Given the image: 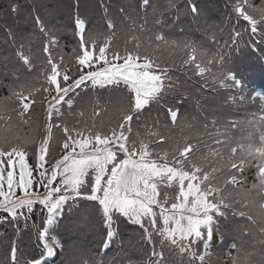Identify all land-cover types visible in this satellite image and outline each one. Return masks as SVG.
Returning <instances> with one entry per match:
<instances>
[{
  "label": "snow or ice",
  "instance_id": "snow-or-ice-1",
  "mask_svg": "<svg viewBox=\"0 0 264 264\" xmlns=\"http://www.w3.org/2000/svg\"><path fill=\"white\" fill-rule=\"evenodd\" d=\"M149 0H144L147 5ZM247 0H238L234 5V11L239 19L247 22L252 33H256L258 26L264 25V14L259 19L253 17L245 10ZM250 7V5H248ZM17 7L12 6V11ZM191 11L197 12L195 4L191 5ZM40 32L44 33L47 42L42 51L47 55L49 66L46 81L49 87L44 88L50 99L45 97L47 103L46 135L39 142V177L35 183L43 188V193L33 192L32 171L27 170L25 161V147L23 145L0 146V210L7 213L13 219H18L27 214L31 215L34 205L39 204L44 212V223L51 226L58 217L67 214L64 225L65 234L79 232L84 229H93L97 224H102L106 229V235L102 236L101 243L108 247L112 238L116 235L114 224L117 219L123 217L142 230V238L153 242V233L161 237V244L165 242L181 255H187L192 259L189 264H195L197 260L203 264L208 249L215 239L214 227L216 219L225 215V209L234 203L225 194L222 186L215 183L216 174L220 169L216 167L215 160L204 163L195 159V154L200 151L199 144L189 142L176 143L173 154L164 151L154 153L150 144L143 139L130 138L131 124L134 118L139 119L143 110L152 101L159 102L166 88L165 80L167 69L148 55H142L137 43L134 49H125L121 54L113 50L111 58L107 56L109 40L103 46H96L94 37L88 40L84 37L85 20L79 16L75 19V27L79 35V47L82 54L77 56L80 72L77 78H72L67 71H61L60 65L52 58L50 48L57 45L55 35L46 30L41 18L34 17ZM108 28H113L111 21ZM241 36L240 32L234 33L233 43ZM110 39V38H109ZM156 41L167 43L163 35H156ZM91 45V47L89 46ZM185 47H191L186 45ZM98 51V54H97ZM191 55L184 61L186 65H194V72L203 76L211 73V65L214 62L221 65L217 73H211L212 80L221 87L240 88L241 81L236 78L231 68H224L223 56L209 58L207 65L202 66L197 61V49L191 47ZM16 55L26 69L33 67L32 60L23 51V45L17 50ZM201 57L205 54L200 53ZM62 60V58H61ZM99 65V67H97ZM231 82L230 84L228 82ZM90 82L92 88L113 90H127V106H121L118 110L117 123L108 132L93 131L92 128L80 131L63 125L64 140L62 142L61 158L56 160L48 168L44 167L46 154L49 149L53 124L49 123L53 117H62L61 107L66 104L71 109L74 103L70 93L76 89L87 86ZM121 86H123L121 88ZM33 91H38L27 86H21L14 90L12 95L16 98L20 107L19 115L24 117L34 103ZM54 92V94H52ZM66 97H68L66 99ZM171 120L175 122L177 112L171 107L167 108ZM60 127L59 124L55 125ZM95 126L93 125V128ZM150 136L157 137L160 141H166V137L158 132H149ZM209 138L212 134L208 133ZM217 132L213 142L220 145ZM33 141H25L32 143ZM156 141H152L155 143ZM241 155L228 161V166L235 171H230L225 185H240V179L244 175L248 165L255 162L257 182L253 189L264 192V135L260 137L259 145H239ZM237 148H231V153H236ZM210 154L218 159L223 155L218 148L210 147ZM14 157L19 158L20 178L14 183V172L7 171V191L4 190V166L12 167ZM6 158V159H5ZM27 175L28 179H25ZM179 185V194L172 202L171 209L166 207L169 203L167 197L160 199V186L171 187L173 183ZM13 188H19L24 195L16 197ZM191 198V199H190ZM91 202L96 215H91L89 209L82 210L79 214L73 212L77 201ZM159 208V214L154 210ZM177 211L179 218H177ZM244 216L245 213H239ZM261 214H264V204H261ZM158 216L162 220V227H158ZM5 217L4 219H6ZM251 219V217H249ZM55 231V229H52ZM37 240L43 242L47 255L57 254L56 250L63 248L67 241L64 234L50 235L49 229H37ZM202 246L204 254L197 249ZM17 248L11 247V260H16ZM151 257H155L153 260ZM148 264H162L163 252H158L153 247ZM30 264H41L40 260H33Z\"/></svg>",
  "mask_w": 264,
  "mask_h": 264
},
{
  "label": "trees",
  "instance_id": "trees-1",
  "mask_svg": "<svg viewBox=\"0 0 264 264\" xmlns=\"http://www.w3.org/2000/svg\"><path fill=\"white\" fill-rule=\"evenodd\" d=\"M237 1L235 0V2ZM79 2L80 15L87 26L86 40L89 37H94L97 49L103 46L106 40H109V51L107 52L109 59L113 50L123 54L126 48L132 50L137 43L140 45L139 51L142 55L150 56L156 47L152 58L159 62L161 67L168 70L167 75H173L170 71V63L179 62V56L183 59L188 58L189 51L188 47L185 46L190 43V39L194 37L197 30L202 32L201 38L196 42L198 45L196 49L205 54L199 58L203 66L207 65L209 58L216 57L218 59L219 56H223L225 49L229 46L228 40L231 39L230 34H221L222 27L218 23L221 21L223 9L219 0H214V3H212V11L203 0H194L198 5L199 17L192 16L189 0H149L148 6L144 4V0H79ZM13 5L17 7L16 11H12ZM35 7L46 26V30L55 35L57 40H60L59 54H63L62 60L60 57V63L67 65L69 68L68 63H71V61L73 64L76 63L77 56L82 54L75 36L73 0H0V58L3 64L0 75V80H2L0 85V146H8L17 142L28 147H34L42 137L41 123L44 113L43 101L45 99H43L42 93L45 87L34 86L33 82L29 80H43L42 70L47 67L48 54L42 51L47 38L44 33L39 31L35 23L33 15ZM251 7L261 13V10L264 9V0H255L254 5ZM109 21L113 23V28L107 27ZM7 30L13 35V41L10 40ZM164 32L166 33L167 43L157 42L155 36ZM169 32H172L173 40H169L167 37ZM21 45H23L24 53L30 56L32 60L33 67L30 70L23 66L16 55ZM89 46L91 47V45ZM249 51H244L243 56L250 60L249 67L252 68L249 71V80L252 85L253 81L256 80V76L258 77L260 73L258 67L255 69L256 60L251 58V51ZM43 64L44 68H42ZM227 65L228 62L224 59V68H228ZM207 66L211 68V73H217L221 67L219 63L215 62ZM242 66V64L238 65L241 71H243ZM80 67L77 68V71H80ZM211 73H208L205 79L213 82ZM27 80L28 83H26ZM191 80L199 79L194 75ZM184 83L187 85V80ZM170 84L168 82L166 86ZM198 84L200 83L194 81L192 85L196 88ZM17 85L19 88H17ZM22 85L38 91H33L34 104L29 112L24 117L16 118L15 116L20 112V107L12 93L14 90L18 91ZM253 88L255 89L256 86L253 85ZM166 90L170 91L172 89L166 88ZM194 91L195 89L192 90V95H195ZM200 93L204 94L202 90ZM258 94L259 97L263 96L262 93ZM255 97L254 94L251 99L254 100ZM121 106H127V92L122 93L120 90L112 89L93 90L89 91L88 94L82 92L80 97L74 100L72 110L74 114H79L80 117L76 119L75 115V118L67 116L68 120L65 124L69 128L80 131L92 128L93 131L108 132L115 127L118 110ZM67 113L68 111L65 110L64 114ZM206 115V111L194 113L184 107L181 121L182 123L183 121L188 122L183 128H174L168 123L167 114L161 108V105L154 102L149 109L142 112L139 119L134 118L131 124L130 138L145 141L153 138L151 141H157L158 138L150 136L149 132L160 133L167 139L163 145H158L155 148V153L166 151L169 153V158L173 154L176 143L186 141L199 144L200 151L195 154L194 158L204 163L205 166H207V161L204 160L205 157L216 161V167L220 171L216 174L215 182L223 188L227 179L225 177L229 174L228 161L231 158H228L227 146L224 147V150H221L218 147L221 144L216 145L213 142L216 134L211 133L212 138H209L208 130L202 127L200 117ZM218 125L221 126V124ZM209 126L211 127V125ZM223 130L224 128L216 130V133L219 132L220 138H223ZM64 137L63 130L58 127L54 134V144L61 147ZM25 141L33 142L25 143ZM210 147H218L223 159L212 156ZM256 182L255 176L251 175L248 183L243 187V194L239 193L238 195V190L234 185H228L224 191L225 194L231 193L229 198L234 203L230 208L236 212L237 216L231 215L227 219H219L224 237V249H219L221 260L217 264H232L235 258L241 259L240 264H249V260H247L249 254L260 255L257 264H264V221L259 205L261 195L257 189L252 187ZM250 200H253V204L249 202ZM241 201L243 203L249 202L252 205L251 210L247 207L246 209L243 208ZM84 209H89L90 214L94 216V209L90 202L81 200L73 208L77 212ZM240 210L245 213L244 216L239 214ZM5 217L1 220H5ZM225 223L230 225L224 227ZM22 225L23 231L26 230V232L24 231L25 234L19 242L23 248V255L27 257V254L32 255L35 253V247L25 222ZM93 229V231L84 229L76 237L90 243L91 239H97L101 236L102 225L98 223ZM9 230L12 229L0 227V264H10L14 234L12 235ZM89 238L90 240H88ZM156 239L162 248L166 247L165 244L162 245L159 241V236ZM127 242L126 240L125 244ZM135 250L138 253H144L141 246L135 247ZM130 251L125 250L123 257L128 256ZM163 255L166 260L174 264H184L186 258L185 255L179 254L174 247L170 246L163 250ZM112 259H115V257H109L106 263L104 259H74L73 256L67 254L62 264H108ZM116 261L114 264H117Z\"/></svg>",
  "mask_w": 264,
  "mask_h": 264
},
{
  "label": "rangeland",
  "instance_id": "rangeland-1",
  "mask_svg": "<svg viewBox=\"0 0 264 264\" xmlns=\"http://www.w3.org/2000/svg\"><path fill=\"white\" fill-rule=\"evenodd\" d=\"M110 87H112V86H110ZM121 87H123V86H121ZM96 89H98V90H101V91H103V90H105V89H101V88H96ZM125 91H127L126 89H125ZM124 93V92H123ZM65 122H67V120L65 119V116H64V114H63V116L62 117H60V119H59V125H60V128L63 130V125L65 124ZM68 126V125H67ZM69 127V126H68ZM250 144V143H249ZM252 144V143H251ZM246 146V145H245ZM216 183V182H215ZM173 185H175L177 188H178V192H179V185L178 184H176L175 182L172 184V186ZM239 186V185H238ZM236 189L238 190V195H239V193L241 192V190H240V187H236ZM191 199V198H190ZM178 201V200H177ZM242 202V205L244 206V207H247L248 209H250L251 210V208H252V205L249 203V202H247V203H243V201H241ZM240 211H242V210H240ZM123 218V217H122ZM158 218H159V216H158ZM177 218H179V212H177ZM124 219H126V218H124ZM161 224H162V220H161ZM216 224V223H215ZM211 246V245H210Z\"/></svg>",
  "mask_w": 264,
  "mask_h": 264
}]
</instances>
